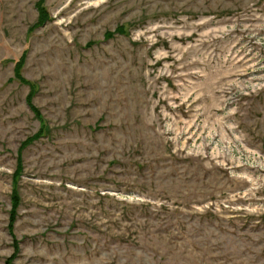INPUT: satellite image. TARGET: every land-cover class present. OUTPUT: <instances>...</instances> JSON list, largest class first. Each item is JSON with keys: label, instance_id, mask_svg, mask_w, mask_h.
Wrapping results in <instances>:
<instances>
[{"label": "rangeland", "instance_id": "rangeland-1", "mask_svg": "<svg viewBox=\"0 0 264 264\" xmlns=\"http://www.w3.org/2000/svg\"><path fill=\"white\" fill-rule=\"evenodd\" d=\"M0 264H264V0H0Z\"/></svg>", "mask_w": 264, "mask_h": 264}, {"label": "trees", "instance_id": "trees-1", "mask_svg": "<svg viewBox=\"0 0 264 264\" xmlns=\"http://www.w3.org/2000/svg\"><path fill=\"white\" fill-rule=\"evenodd\" d=\"M38 12H39V14L42 16L43 14H44V12H43V10L41 9V8H39L38 9ZM17 201H18V199H14L13 200V211H12V213H11V216H12V219H11V224H13V222H14V216H15V209L17 208Z\"/></svg>", "mask_w": 264, "mask_h": 264}]
</instances>
